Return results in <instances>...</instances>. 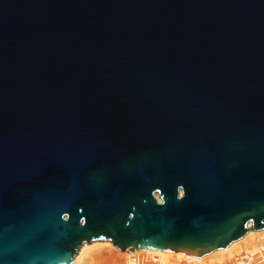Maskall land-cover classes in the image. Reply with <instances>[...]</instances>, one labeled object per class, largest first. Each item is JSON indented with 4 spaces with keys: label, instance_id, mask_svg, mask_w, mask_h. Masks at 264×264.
Instances as JSON below:
<instances>
[{
    "label": "water",
    "instance_id": "95a60500",
    "mask_svg": "<svg viewBox=\"0 0 264 264\" xmlns=\"http://www.w3.org/2000/svg\"><path fill=\"white\" fill-rule=\"evenodd\" d=\"M262 230L264 0H0V264Z\"/></svg>",
    "mask_w": 264,
    "mask_h": 264
},
{
    "label": "built area",
    "instance_id": "2783aa9c",
    "mask_svg": "<svg viewBox=\"0 0 264 264\" xmlns=\"http://www.w3.org/2000/svg\"><path fill=\"white\" fill-rule=\"evenodd\" d=\"M127 255L128 257L125 258L123 264H264V239L254 246L214 260L172 259L164 262L160 256L154 254L152 257L147 258L145 255H141L140 252L131 253L128 251Z\"/></svg>",
    "mask_w": 264,
    "mask_h": 264
},
{
    "label": "rangeland",
    "instance_id": "374dc122",
    "mask_svg": "<svg viewBox=\"0 0 264 264\" xmlns=\"http://www.w3.org/2000/svg\"><path fill=\"white\" fill-rule=\"evenodd\" d=\"M251 236L252 237L249 239V241L253 239L255 240L256 243L259 241H262V238H263L262 234L251 235ZM246 245H247V242H243L242 244L238 246L236 251L245 249ZM140 253L141 255H145L147 258L148 257L150 258L153 255V254L146 253V252H140ZM154 255L159 256L158 254H154ZM78 256H79V259L77 260V264H123L125 258L128 257V255L123 254V252L119 251L115 246H113L112 243L111 245H108L106 244V242H93V243L87 244L86 246H84L82 251L81 250L79 251ZM78 256H76V258ZM170 259L177 260L178 258L176 256H173ZM208 260H211V259H208Z\"/></svg>",
    "mask_w": 264,
    "mask_h": 264
},
{
    "label": "bare ground",
    "instance_id": "6f19581e",
    "mask_svg": "<svg viewBox=\"0 0 264 264\" xmlns=\"http://www.w3.org/2000/svg\"><path fill=\"white\" fill-rule=\"evenodd\" d=\"M257 234H262L264 239V230L262 231H250L249 233H247L242 239L232 243L231 245H229L227 248L225 249H218L215 250L203 257H195L192 255H187L181 252H174V251H152V250H148V251H138V252H146V253H150V254H158L159 256L161 255V260L164 262H168L171 261L172 259H170L173 256H176L178 259H193V260H214V259H218V258H223L226 256H230L231 254L234 253V251H236V249L238 248V246L240 244H242L243 242H247L246 248L254 246L255 245V240H251L249 241V239L252 237L251 235H257ZM106 244L111 245L110 241H105ZM87 244H85L84 246H86ZM83 246V248H84ZM83 248L81 249V251L83 250ZM243 248V247H242ZM81 254V253H80ZM123 254L127 255V252H123ZM78 256V255H77ZM80 256V255H79ZM79 256L76 258V260L74 261L73 264H77V260L79 259Z\"/></svg>",
    "mask_w": 264,
    "mask_h": 264
}]
</instances>
